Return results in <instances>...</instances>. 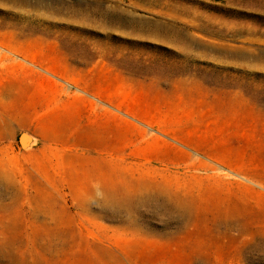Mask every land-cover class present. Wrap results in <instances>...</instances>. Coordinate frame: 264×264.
<instances>
[{"label":"rangeland","instance_id":"rangeland-1","mask_svg":"<svg viewBox=\"0 0 264 264\" xmlns=\"http://www.w3.org/2000/svg\"><path fill=\"white\" fill-rule=\"evenodd\" d=\"M0 264H264V0H0Z\"/></svg>","mask_w":264,"mask_h":264},{"label":"water","instance_id":"water-1","mask_svg":"<svg viewBox=\"0 0 264 264\" xmlns=\"http://www.w3.org/2000/svg\"><path fill=\"white\" fill-rule=\"evenodd\" d=\"M21 142V141H20ZM21 145L23 146L24 145V143L23 142H21Z\"/></svg>","mask_w":264,"mask_h":264}]
</instances>
